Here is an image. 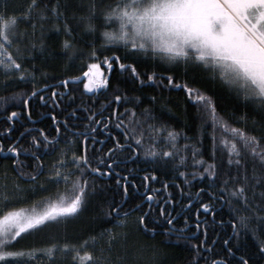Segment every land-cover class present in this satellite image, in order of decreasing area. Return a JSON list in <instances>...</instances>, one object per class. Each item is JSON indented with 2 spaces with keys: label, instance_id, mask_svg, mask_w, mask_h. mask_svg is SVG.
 Listing matches in <instances>:
<instances>
[{
  "label": "snow or ice",
  "instance_id": "1",
  "mask_svg": "<svg viewBox=\"0 0 264 264\" xmlns=\"http://www.w3.org/2000/svg\"><path fill=\"white\" fill-rule=\"evenodd\" d=\"M97 18L103 21L105 28L101 33L104 43L97 47L94 41H89L86 49L79 48L74 43L73 22L77 28L83 25L85 32L95 33L96 25L92 21ZM109 25L112 30H108ZM49 32L63 33L65 38L57 45L59 51L49 44ZM112 45L122 46L124 55H118L117 49L110 55L101 56ZM77 56L89 61L88 70L82 76L58 80L57 84L63 85L65 91L58 92L56 87L41 83L47 78L50 60L60 57L72 61ZM129 56L137 59L126 62ZM141 56L151 58L154 66L164 65V71L141 73L137 68ZM101 65L109 72L115 67L121 72H130L131 78L141 85L158 79L161 85L166 80L169 89H182L185 103L191 102L203 120L201 127L207 128L211 121L214 145L217 127L232 134V139L220 140L227 146V160L217 163L213 155L211 162L205 163L193 146V171L184 170L189 165L187 156L182 153L187 152L188 145L178 146L182 131L175 130L167 122L165 112L171 113L172 109L162 105L159 114L154 111L155 96L150 97L153 107L145 106L139 115L137 108L143 103L141 96L116 94L108 102L109 106L115 102L131 107L123 112L113 108L109 117L104 118L102 113L93 110V105L77 106L65 114L63 121L52 114L55 135L43 128H33L19 132L15 138L12 133L17 131L15 121L19 113L8 112L7 108L13 105L6 103L4 119L7 127L0 129V153L3 159L10 161L3 165L5 177L15 173V182L11 188L7 183L0 184V209H8L0 214V264H32L44 257L48 258V264H60L61 258L69 255L68 264H126V255L116 247L123 234L116 229L127 225L128 217L135 212H141L136 217V224L143 232H154L167 225L166 233L175 231L180 235L183 229L176 228V218L172 217L171 211L166 216L161 207L160 223L153 224L149 220L151 206L147 211H143L140 204L127 207L130 180L128 174L121 176L120 157L129 160L138 157L145 145L144 155L152 157L158 167L171 164L173 179L183 178L184 186L190 184L189 176L192 180L197 177L208 179V199L200 203L197 211L213 213L214 224L232 229L221 245L224 254L214 252L219 240L213 238V243L208 244V221H201L198 215L196 226L203 228L205 239L191 245L194 254L189 264H200L205 251L213 254L206 264H233V259L235 264H264V0H26L23 4L0 0V74L5 77L0 88L7 89L13 79L17 86L29 79L33 85L30 91L0 97V101L22 98L29 121L32 99L39 96L40 101L46 103L47 98L41 93L49 87H52L53 106L60 107L57 101L67 95L69 81L77 82L83 78V88L88 92L109 84L110 78L103 74ZM190 71L193 74L191 81L187 79ZM178 72L185 79H178ZM197 73L204 74L201 79L219 80L243 111L222 112L215 96L196 86ZM145 75L146 80L143 79ZM69 102L74 103V98L70 97ZM113 119L116 120L115 128L120 130L117 135L107 131ZM98 127L107 132V139H97ZM32 131L37 135H29ZM5 140L10 142L5 145ZM109 142L110 146L105 148ZM61 143L63 147H59ZM52 153L55 156L45 180L70 184L73 195L48 201L43 211L9 207L26 199L29 189L33 194L37 187L41 191L45 189L44 183L38 184V180L45 170L43 157ZM114 171L117 184L123 181L124 196L119 200L115 197L102 199L98 215L92 218L97 224L112 227L101 228L99 232L95 228L91 231L85 228L84 234L75 240L53 236L46 248H16L23 235L79 215L90 198L103 187L96 184L95 178L110 177ZM89 177H92L91 181ZM149 179H157L156 171L150 176L144 175V181ZM131 183L135 186L134 180ZM170 186L168 182L163 183L165 190ZM204 192L205 189H198V194ZM152 199L153 195L149 193L147 200ZM217 203L226 204L230 209L227 221L223 218L216 221ZM187 225L188 218H185L184 228ZM241 235L246 241L245 251L237 256Z\"/></svg>",
  "mask_w": 264,
  "mask_h": 264
},
{
  "label": "trees",
  "instance_id": "2",
  "mask_svg": "<svg viewBox=\"0 0 264 264\" xmlns=\"http://www.w3.org/2000/svg\"><path fill=\"white\" fill-rule=\"evenodd\" d=\"M15 3L23 4L26 0H14ZM87 2V0H85ZM96 25L95 33L85 32L84 26L76 27L75 22H73V27L75 29L73 35L75 36L74 43L77 44L79 48H87L89 45L87 42L94 41L95 45L99 47L104 43L101 33L105 30L103 21L100 18L92 21ZM108 30H112V26H108ZM63 33L54 34L49 32L47 34V39L49 44L54 46L56 51H59L57 45L60 41L64 39ZM118 55H124V49L119 45H112L108 52H102L103 55H110L111 51H117ZM134 59H137L135 56H129L126 58V62H132ZM89 61L86 58L77 56L75 60L68 61L67 58L56 57L50 60L49 67H47V78L42 80L41 83H47L52 87H56L58 92L65 91L63 85H58V80H64L67 77L73 76H82L84 71H87V63ZM137 68L141 73H146L150 71H156L158 74L164 71V65L157 64L153 65L151 58L144 59L141 56L137 61ZM101 69L105 76L110 78V83L104 87L98 88L95 91L88 92L83 88V78L77 82L69 81L67 88V95L63 97L62 100L57 101L60 104V107H54L51 100L52 96V87H49L46 92L41 93L47 98L46 103L40 101V97L36 96L31 101V121L27 119V113L23 109L22 98H18L12 101H0V129L7 127L5 123V106L6 103L13 105L8 107L7 111H17L19 113L16 121L15 128L17 131L12 133V137L19 135V132L24 131L25 129H45L52 135H55V127L52 125V114L55 113L61 121L64 120L65 114L71 111L74 107L77 106H88L93 105V110L102 113L104 118L109 117L111 110L113 108L119 109L120 112H123L125 108L131 107V105L115 102H111L112 98L116 94L125 95L129 97L141 96L143 103L139 104L137 108V115L141 109L145 106L153 107L150 97L155 96V106L154 111L159 114L162 110L161 106L166 105L167 108H171V113L165 112L167 122L177 131H182L181 137L178 139V146L188 145V150L185 154L187 156L188 167L184 170L191 173L193 171L191 167L192 162V148L193 146L198 149L201 153L205 163H210L213 155L215 156L216 162L219 163L221 160L226 161L228 158L227 155V146L220 143L221 138L232 139V134L227 132L219 127L215 131L216 142L213 144L212 140V127L211 121H208V127L203 128L201 124L203 120L199 118L197 109L191 104V102L185 103L186 96L182 89L172 88L169 89L167 86V81H164V85L159 83V80L151 82L147 85H141L139 81L133 80L130 76V72H121L118 67H115L111 72L106 68V66L101 65ZM192 72H189L187 79L191 81ZM203 73H197L196 79L198 83L196 86L201 87L202 89L207 90V92L215 96L219 109L224 111H231L235 109L237 112L243 111L242 107H238L236 100L233 95H231L226 88L221 86L219 80L213 82L211 79L203 78ZM178 79H185L181 74L177 73ZM144 80L147 79L146 75L143 77ZM5 77L0 74V82H3ZM31 80L19 82V85H16L15 79L12 80V83L7 87V89L0 88V97H9L15 93L30 91L32 88ZM39 86V85H37ZM119 89V91H117ZM74 98V103L69 102V98ZM179 104V107L177 105ZM63 109V111H62ZM80 115H84L80 113ZM97 119H101V116H97ZM107 123V119H105ZM116 120H112V126L107 130L112 132L113 135H117L120 130L115 128ZM239 126V125H231ZM81 127H83V122H81ZM99 135L97 139H107V132L103 127H98L97 129ZM166 134V133H165ZM29 135H37V132L32 131ZM61 135L63 136V129L61 130ZM184 137H189L185 139ZM27 139V137L25 138ZM122 139V136H121ZM5 145L9 143V140L3 141ZM24 144V141H21ZM89 146L91 141L88 142ZM110 143L104 145V147L110 146ZM26 146V145H24ZM162 146V144L160 145ZM63 147V143L59 145ZM146 145L141 149V153L138 157H132L129 159H124L123 156L120 157L122 163L119 165V170L121 176L124 174L129 175L130 183L128 185V205L131 207L134 204L142 205V210H149L150 206L152 209L149 220L153 224H159V213L161 207L165 209V215L171 211L172 217L176 218L175 226L177 229H183V232L178 235L175 231L171 234L165 232L164 227L156 228L154 232L145 233L137 227L136 217L141 214V212H135L128 217V223L123 228L116 229L117 232L122 233V237L118 238L116 242V247L121 249L126 255V264H189L193 253L191 245L199 243L200 240L205 239V233L203 228H197V216L201 221L207 220L209 224L207 232V241L208 244L213 243V238H217L219 242L215 245L213 249L214 252H219L222 255L224 254V249L221 245L223 239L231 233V227H224L220 224L213 223V213L205 214L201 209L199 210V205L201 202H204L208 199L207 197V185L210 183L208 179H201L197 177L195 180H192L189 176L190 184L187 186L183 185V178L173 179L172 166L169 164L167 167H158L153 163V158L144 155ZM91 151V147L89 149ZM70 155V153H69ZM55 156V153L46 155L43 157L45 161V170L41 174L39 183H44L45 189L43 191L37 189L34 194L32 190L29 189V192L26 194L27 198L23 201L10 205L9 207L23 208L26 210H32L35 208L37 211H43L47 207L48 201H54V196L56 195V200L66 199L73 195L71 185H65L63 182L59 184L49 183L45 180V177L48 175L49 167ZM3 156L0 153V184L7 183L8 187L11 188L15 182V173H10L5 177L3 165L10 164L9 160L3 159ZM200 157L198 156L197 159ZM21 159H25L24 156H21ZM116 159V157H114ZM106 166V165H105ZM153 171H156L157 179L155 181L149 179L144 181V175L148 174L149 176ZM202 171V169H200ZM75 178V174L74 177ZM92 177H89L91 181ZM96 184L103 186L101 190H98L95 196L90 198L89 203L85 209L77 216L71 217L66 221H60L56 224H49L48 227L41 228L38 232H34L30 235H23L19 240V243L16 245V248L20 247H34V248H46L51 242L53 236L59 238H67L69 240H75L79 238L84 233L83 229L87 228L91 231L93 228L97 232L101 228L112 227L110 224H97L92 218L97 216L99 213V207L101 200L105 197H115L117 200L121 199L124 196L123 193V181L120 185L116 182L115 171L110 177H97ZM135 181V186L131 181ZM168 182L170 187L166 190L163 187V183ZM179 185V186H177ZM198 189H205L203 195L198 194ZM158 190V191H155ZM149 193H152V201L147 200ZM191 200L192 203L189 204L188 201ZM106 207V205H105ZM7 208L0 209V214L3 211H7ZM185 218H188L187 228H184ZM223 218L227 221L230 218V209L226 204L220 205L216 204V221H220ZM151 226V225H150ZM233 242H236V238L233 237ZM246 241L241 235L240 237V252H237V256L241 252L245 251L244 245ZM122 246V247H121ZM204 258L201 259L200 264H206V261L210 262L213 258L212 251H205L202 253ZM71 256L69 255L66 258H61L60 264H68L70 262ZM32 264H48V258L44 257L43 260L36 259L32 261ZM233 264H235V259H233Z\"/></svg>",
  "mask_w": 264,
  "mask_h": 264
},
{
  "label": "rangeland",
  "instance_id": "3",
  "mask_svg": "<svg viewBox=\"0 0 264 264\" xmlns=\"http://www.w3.org/2000/svg\"><path fill=\"white\" fill-rule=\"evenodd\" d=\"M102 70V69H101ZM103 72V71H102ZM104 74V73H103ZM98 88H95V89H93L92 91H95V90H97ZM91 91V92H92ZM54 198V201L56 200L55 198H56V195L53 197ZM25 236V235H24Z\"/></svg>",
  "mask_w": 264,
  "mask_h": 264
},
{
  "label": "flooded vegetation",
  "instance_id": "4",
  "mask_svg": "<svg viewBox=\"0 0 264 264\" xmlns=\"http://www.w3.org/2000/svg\"><path fill=\"white\" fill-rule=\"evenodd\" d=\"M1 155L3 156V154L1 153Z\"/></svg>",
  "mask_w": 264,
  "mask_h": 264
},
{
  "label": "water",
  "instance_id": "5",
  "mask_svg": "<svg viewBox=\"0 0 264 264\" xmlns=\"http://www.w3.org/2000/svg\"><path fill=\"white\" fill-rule=\"evenodd\" d=\"M152 201V200H151Z\"/></svg>",
  "mask_w": 264,
  "mask_h": 264
}]
</instances>
